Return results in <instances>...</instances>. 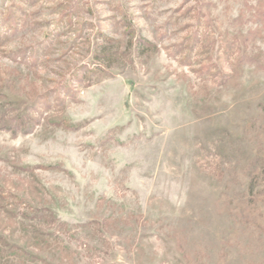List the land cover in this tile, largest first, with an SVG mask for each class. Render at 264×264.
<instances>
[{
  "label": "rangeland",
  "instance_id": "374dc122",
  "mask_svg": "<svg viewBox=\"0 0 264 264\" xmlns=\"http://www.w3.org/2000/svg\"><path fill=\"white\" fill-rule=\"evenodd\" d=\"M0 264H264V0H0Z\"/></svg>",
  "mask_w": 264,
  "mask_h": 264
}]
</instances>
